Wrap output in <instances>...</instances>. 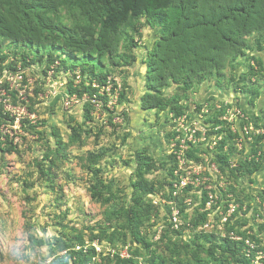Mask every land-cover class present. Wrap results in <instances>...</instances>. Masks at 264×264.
Wrapping results in <instances>:
<instances>
[{
	"label": "rangeland",
	"instance_id": "374dc122",
	"mask_svg": "<svg viewBox=\"0 0 264 264\" xmlns=\"http://www.w3.org/2000/svg\"><path fill=\"white\" fill-rule=\"evenodd\" d=\"M106 1L123 15L113 62L98 61L96 53L70 58L62 40L33 46L0 38V264H53L61 256L79 264L75 253L91 249L96 256L87 264H114L104 257L119 252L134 264H238L221 249L227 239L244 241L241 255L264 264V66L252 63L250 74L251 61L240 59L235 72L227 68L188 90L171 84L163 95L182 107L181 118L143 111L158 30L136 20L126 0ZM84 2L62 0L49 17L78 31L86 23ZM258 42L264 47V34L249 38L248 57ZM93 70L108 75L109 85L100 88ZM253 91L260 92L255 106ZM217 118L226 124L216 127ZM144 156L156 165L145 176L155 191L136 206L133 185ZM246 163L259 171L232 172ZM134 209L142 212L136 231L150 249L134 240ZM174 209L178 230L170 221ZM203 213L207 221L194 227Z\"/></svg>",
	"mask_w": 264,
	"mask_h": 264
},
{
	"label": "trees",
	"instance_id": "16d2710c",
	"mask_svg": "<svg viewBox=\"0 0 264 264\" xmlns=\"http://www.w3.org/2000/svg\"><path fill=\"white\" fill-rule=\"evenodd\" d=\"M61 1L0 0V38L33 46L55 45L62 40L61 47L70 58L76 53L86 57L96 53L100 58L98 61L104 56H108L112 62L115 61L118 46L114 36L118 22L123 21V15H117L106 0L102 4L96 0H85L82 15L86 23L80 25L78 31H72L49 17L50 13L58 10ZM123 6L131 11L136 20L146 18V24L152 29H157L159 33V39L155 41L147 56V92L141 100L143 111L170 110L176 117L181 118L184 114L182 107L163 95V90L171 84H183L184 90H188L194 84L203 83L210 77H221L227 68L235 72L240 59L251 61L248 66L250 74L256 73L252 63L256 62V66L261 69V66H264L258 59L261 56L259 53H264L260 42L257 44L256 54L249 57L247 55V52L254 50L250 46L249 38L264 34V0H126ZM92 77L100 84V88L109 85V76L104 73L96 74L93 70ZM89 89L97 93V89ZM251 94L250 104L255 106L260 92L253 91ZM261 113L264 115V108ZM1 119H5L2 112ZM224 124L225 121L215 119L216 127ZM263 138L264 136L260 139ZM187 153L191 158L199 159L191 149ZM222 158L227 165L229 157L225 155ZM253 164L252 169L246 163L232 172L246 170L249 175H253L260 169L259 164ZM155 166L154 161L146 156L137 164L138 180L133 189L140 195L134 200L136 206H140L144 197L155 191L154 186L145 177ZM176 168L171 171L173 178ZM222 171L225 172V167ZM170 187L174 189V183L170 184ZM141 215L139 209L132 210L130 214L134 240L150 249L152 244L136 231L142 223ZM207 216L208 213L200 214L196 220L191 221L192 225L198 227L200 223H205ZM117 234L118 231L111 234L110 243L116 244L119 241L120 235L117 237ZM242 248H245L244 241L228 239L221 246L223 252L230 254L236 263L252 264L251 260L241 255ZM89 252V255H84L82 251L75 253L79 264H87L96 256L95 249ZM104 260L109 263L114 261V264H134L132 259L125 260L120 257L111 260V257L107 256ZM151 262L155 264V261ZM166 262L161 259L159 264ZM53 264H69V258L56 257Z\"/></svg>",
	"mask_w": 264,
	"mask_h": 264
},
{
	"label": "built area",
	"instance_id": "2783aa9c",
	"mask_svg": "<svg viewBox=\"0 0 264 264\" xmlns=\"http://www.w3.org/2000/svg\"><path fill=\"white\" fill-rule=\"evenodd\" d=\"M178 159H180V157H178ZM175 174L177 175L178 173H177V171H175ZM175 175V176H176ZM175 187H176V185H174ZM229 212H230V214H232V213H234L235 212V209L234 208H232V209H230L229 210ZM170 221H171V223H172V225H173V227L175 228V229H180V227H182V223H181V221H180V216H179V212L178 211H176L175 209L172 211V215H171V219H170ZM97 248V247H96ZM98 250H99V252H101L100 251V249L99 248H97ZM113 253V255L112 256H115V254H116V251H115V249H114V251L112 252ZM121 256V258H125V257H129V256H127V253L126 252H124V253H120L119 252V257Z\"/></svg>",
	"mask_w": 264,
	"mask_h": 264
}]
</instances>
